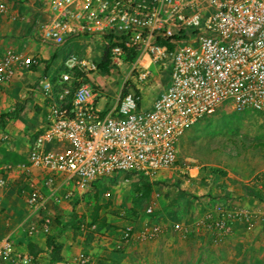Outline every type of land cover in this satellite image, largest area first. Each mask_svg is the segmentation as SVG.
Wrapping results in <instances>:
<instances>
[{
  "label": "built area",
  "instance_id": "obj_1",
  "mask_svg": "<svg viewBox=\"0 0 264 264\" xmlns=\"http://www.w3.org/2000/svg\"><path fill=\"white\" fill-rule=\"evenodd\" d=\"M34 1L44 43L63 47L97 37L102 56L108 54L109 74L128 67L123 87L143 84L152 67L162 66H170L169 83L146 109L135 92L123 88L112 106L99 109L92 85L94 75L104 74L101 61L69 52L55 76L40 75L36 89L46 100L45 126L25 161L1 168L0 219L8 220L2 192L14 176L22 178L17 188L28 212L15 230L0 225V264H39L41 255L28 245L51 233L57 209L70 212L75 199L102 180L130 174L152 180L172 169L180 136L219 106L264 115V0ZM0 13L12 18L4 3ZM38 65V56L8 50L0 57V86L17 69ZM260 215L217 201L171 229L184 237L205 231L221 243L236 223L252 228ZM162 231L158 224L138 232L125 226L118 246L154 239ZM90 263L81 253L71 264Z\"/></svg>",
  "mask_w": 264,
  "mask_h": 264
},
{
  "label": "rangeland",
  "instance_id": "obj_2",
  "mask_svg": "<svg viewBox=\"0 0 264 264\" xmlns=\"http://www.w3.org/2000/svg\"><path fill=\"white\" fill-rule=\"evenodd\" d=\"M31 2L32 0H0V3L7 5L12 18H6L15 25L20 38L31 36L38 40V7L32 8ZM33 10H37V13ZM48 46L51 54L44 60L40 57V63L54 76L60 72L69 52L81 54L97 64L102 59V47L97 37H85L83 42L67 43L63 47ZM127 72L128 67L123 66L121 72H103L104 74L93 76V89L100 95L97 97L99 109L112 106L122 88L131 93L137 89L141 107L146 109L169 83L170 66L159 69L152 67L147 81L137 87L122 86ZM37 82L38 79L31 81L25 87L17 104L26 110L28 121L31 119L34 124L41 122L42 126L36 127V130L34 128L19 132L1 129L0 161L3 152H8L6 148L18 142L30 144L45 126L46 100L36 91ZM38 95H41L43 102L41 106L36 102ZM16 109L15 105L10 113ZM6 121L5 118L2 122ZM4 136L8 139L4 140ZM184 166L199 167L200 171L207 174L204 181L207 189L202 191V194L206 192L204 196L209 199L207 208L221 197L218 192L225 180H229V184L240 188L245 195L256 198L258 205L262 206L260 209L264 210V115L251 110L239 112L228 104L219 106L211 115L199 120L180 136L177 142V161L168 172L175 174L179 167ZM178 174L180 178L172 177L162 183L132 174L120 175L115 180H102L92 190L76 198L70 212L63 211L65 214L55 216L51 233L56 229L62 230L63 243L66 240L72 243L78 241L77 244L81 246L79 254L90 257L91 262L94 257H98L101 259L99 264H264V213L260 215L257 227L249 228L240 224L238 233L233 236L231 232L221 243L215 242L212 235L205 231L185 237L172 231L174 223L193 220L189 219L169 222V232L151 240L134 241L121 246L110 245L113 239L118 238L115 237L117 232H121L125 226H132L133 231L138 232L145 224H155L152 221L151 201L162 187L165 188L164 193H169L167 189H170L171 192H179L181 196L191 195L187 191L188 188H193L189 176L186 173H176ZM188 179L190 187L184 185ZM157 185L161 186L156 188ZM225 194L226 201L238 199L231 192ZM96 204L102 206L99 218H105L106 224L102 228L97 223L89 225L90 214ZM149 208L152 213L147 212ZM93 249L100 252L93 253ZM38 253L41 260L49 262L44 249H39ZM99 253L102 256L97 255Z\"/></svg>",
  "mask_w": 264,
  "mask_h": 264
},
{
  "label": "crops",
  "instance_id": "obj_3",
  "mask_svg": "<svg viewBox=\"0 0 264 264\" xmlns=\"http://www.w3.org/2000/svg\"><path fill=\"white\" fill-rule=\"evenodd\" d=\"M32 8H37L38 4L34 0L31 2ZM33 12L37 13V10H33ZM39 13V12H38ZM5 15H0V57H2L8 50H12L18 52L24 56H38L41 57L43 60L47 59L51 54L49 50V46L41 41L40 38L35 39L31 36L26 38H20L21 35L17 32L16 27L12 24L11 20H8ZM39 17V15H38ZM32 23V22H31ZM24 35V34H23ZM44 68L43 64L40 63L35 69L31 71L17 69L15 72L14 77L10 82L7 84H3L0 86V116L3 114L10 113L17 102L20 101L19 95L22 94V91L25 90V87L31 82L36 81L39 79L40 75L43 73ZM36 91H38L36 89ZM39 92V91H38ZM40 93V92H39ZM38 100L36 101L39 105H42L41 95L37 96ZM1 120V117H0ZM6 122L1 121L0 130H16L19 132L20 130H33L36 127L41 128V122L33 123L32 121H28L26 117V110L22 109L16 117L6 119ZM4 121V119H3ZM18 142V144H12L10 147L6 148L9 153L18 155L19 157L26 158L29 145L24 144V142ZM1 147V146H0ZM2 149V148H0ZM0 166V174H1ZM175 172V174L168 171L161 172L155 178L156 181L159 183L164 182L166 179L170 178H180V175H176V173H186L191 180V186L193 187L188 188L187 191L191 195H183L178 193L171 192L170 189H167L169 193L165 192V188L162 187L157 193L154 194L152 197L151 203L153 204V222L155 224L160 225L163 228L161 234L169 232V222H179L185 221L189 219H194L196 217L201 216L209 205L207 204L209 199L202 194V191L206 188V181L207 174L203 173L199 170V167L196 166H184L179 167ZM186 180L184 183L185 186L190 187V180ZM21 177L14 176L12 180V185L3 190L2 192V209L6 213L8 220L0 219V225L2 229L7 230H15L18 225L23 221L24 217L26 216L28 209L25 206L23 199L17 193V187L21 184ZM161 185H157L156 188H159ZM196 191H193V190ZM166 190V191H167ZM206 191V190H205ZM231 192L235 194V197L238 199H229V203L234 206H240L247 208L257 214L264 213V210H261L262 206L258 205L257 199L253 198L252 196L245 195L243 191L234 186L229 184V180H225V183L222 184L220 193L221 197L218 198L216 201H226V194ZM203 195V196H201ZM233 201V203H232ZM184 202V203H183ZM236 203V204H235ZM208 205V206H207ZM177 211V212H176ZM65 214L62 210L57 209L56 215ZM240 223H236L232 230V235L235 236L238 233L240 228ZM258 224L254 227H257ZM107 229V227L105 228ZM121 232H117L118 237L113 239L110 245H115L119 243ZM59 241L63 244L62 249V262L59 263H51L48 260H40L39 264H68L75 258L76 255L80 253V248L76 243H72L70 241L62 242V237L59 238ZM35 247L37 249H44L45 248V238L38 236L34 239ZM99 251L98 249H93L92 252L95 253ZM96 255V254H95ZM101 255V253L97 254ZM102 256V255H101ZM101 261L100 258L94 257L93 262L91 264H99Z\"/></svg>",
  "mask_w": 264,
  "mask_h": 264
},
{
  "label": "trees",
  "instance_id": "obj_4",
  "mask_svg": "<svg viewBox=\"0 0 264 264\" xmlns=\"http://www.w3.org/2000/svg\"><path fill=\"white\" fill-rule=\"evenodd\" d=\"M108 54L104 53L101 59V62L99 64V69L101 72L104 73H108ZM41 62L40 58H39V63ZM36 67H32L31 70L35 69ZM49 70L46 68H44L43 73L45 74H49L48 73ZM127 92V91H126ZM136 96L139 98V91L136 89L135 90ZM139 102V100H138ZM17 109L15 110V112H13L12 114H3L1 115V121H3V119H9V118H13L16 117L17 114L23 109L22 105L16 104ZM204 118V117H203ZM35 138V137H34ZM25 161V158L19 157L18 155L15 154H11L9 152H3V158L0 161V164L3 166L4 164L11 162V163H18V162H22ZM95 186H93L94 188ZM17 193L20 195V189H17ZM95 199H97V196H95ZM75 204V202L73 203ZM100 208H102V206H100L99 204H96V206L93 208L92 213L90 214V222L89 225L91 226L93 223H97V225L102 228L105 227V218H99V210ZM99 221V222H97ZM78 227V226H77ZM62 234V230L60 229H56L55 231H53L52 233L46 235L45 237V252L47 253L48 257H49V261L51 263H59L62 262V249H63V244L59 241V238L61 237ZM28 249L32 252H37L38 250L35 245L33 244H29L28 245Z\"/></svg>",
  "mask_w": 264,
  "mask_h": 264
}]
</instances>
